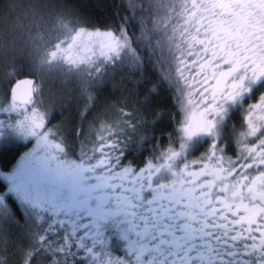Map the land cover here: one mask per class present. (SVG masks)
Listing matches in <instances>:
<instances>
[{"label":"snow or ice","instance_id":"snow-or-ice-1","mask_svg":"<svg viewBox=\"0 0 264 264\" xmlns=\"http://www.w3.org/2000/svg\"><path fill=\"white\" fill-rule=\"evenodd\" d=\"M0 0V264H264V0Z\"/></svg>","mask_w":264,"mask_h":264},{"label":"trees","instance_id":"trees-1","mask_svg":"<svg viewBox=\"0 0 264 264\" xmlns=\"http://www.w3.org/2000/svg\"><path fill=\"white\" fill-rule=\"evenodd\" d=\"M74 2L83 5L84 10L89 13L110 16L116 11L115 5L121 0H74Z\"/></svg>","mask_w":264,"mask_h":264}]
</instances>
